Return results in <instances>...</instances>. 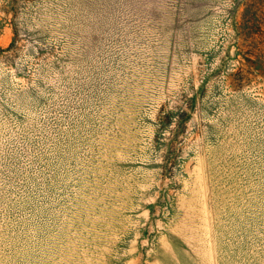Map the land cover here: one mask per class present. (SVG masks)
<instances>
[{"label": "rangeland", "instance_id": "obj_1", "mask_svg": "<svg viewBox=\"0 0 264 264\" xmlns=\"http://www.w3.org/2000/svg\"><path fill=\"white\" fill-rule=\"evenodd\" d=\"M0 264H264V0H0Z\"/></svg>", "mask_w": 264, "mask_h": 264}]
</instances>
